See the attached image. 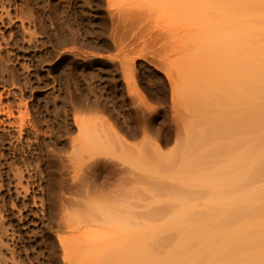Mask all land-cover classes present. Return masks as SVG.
Listing matches in <instances>:
<instances>
[{
	"label": "rangeland",
	"instance_id": "1",
	"mask_svg": "<svg viewBox=\"0 0 264 264\" xmlns=\"http://www.w3.org/2000/svg\"><path fill=\"white\" fill-rule=\"evenodd\" d=\"M180 1L0 0V264H122L240 166L239 16Z\"/></svg>",
	"mask_w": 264,
	"mask_h": 264
},
{
	"label": "bare ground",
	"instance_id": "2",
	"mask_svg": "<svg viewBox=\"0 0 264 264\" xmlns=\"http://www.w3.org/2000/svg\"><path fill=\"white\" fill-rule=\"evenodd\" d=\"M194 4L205 12L226 7L239 16L237 70L248 72L241 96L226 99L237 114L225 112L214 121L224 117L223 125L218 122L227 134L238 130L240 166L223 179L213 172L195 178L205 194L203 207L180 203L159 228L134 224L129 258L118 255L122 264H264V0H181L179 6L192 13L188 6ZM1 114L8 119L11 111L1 106ZM212 134L210 129L205 135Z\"/></svg>",
	"mask_w": 264,
	"mask_h": 264
}]
</instances>
